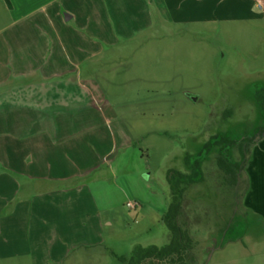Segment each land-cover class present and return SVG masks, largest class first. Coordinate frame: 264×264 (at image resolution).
<instances>
[{"label":"rangeland","instance_id":"374dc122","mask_svg":"<svg viewBox=\"0 0 264 264\" xmlns=\"http://www.w3.org/2000/svg\"><path fill=\"white\" fill-rule=\"evenodd\" d=\"M7 5L0 0V29L10 22ZM81 70L79 78L94 90L97 107L111 113L109 126L117 140L106 157L110 143L105 132L98 133L105 140L100 149L96 145L97 159L112 169L106 184L100 180L103 173L89 179L96 198L105 195L110 204L96 234L100 243L80 246L70 255H48L52 230L47 228L40 243L34 237L29 245L32 255L10 264H125L120 259L130 260L139 249L168 246L172 235L164 217L173 201L170 171L190 174L186 156L197 158L212 137L228 136L236 145L258 126L255 100L256 91L264 89V23L157 26ZM227 149L224 155L239 169L244 155L230 143ZM227 164L213 153L203 163V182L187 191L183 219L198 252L186 264L229 258L236 249L229 241L245 234L253 220L242 204L247 166L238 176L243 183L237 184ZM128 203L139 207L130 209ZM223 244L224 250L216 251ZM43 249L47 255H38Z\"/></svg>","mask_w":264,"mask_h":264},{"label":"crops","instance_id":"0c3cea01","mask_svg":"<svg viewBox=\"0 0 264 264\" xmlns=\"http://www.w3.org/2000/svg\"><path fill=\"white\" fill-rule=\"evenodd\" d=\"M5 1L10 22L0 29V263L10 264L32 255L29 245L34 237L40 243L47 228L53 235L48 255L100 243L96 234L110 204L105 195L96 198L89 179L103 173L106 184L112 169L97 159L95 148L105 140L98 133L110 143L106 157L117 140L111 113L97 107L80 69L157 26L262 25L264 12L257 0ZM17 164L24 166H12ZM246 180L242 204L253 220L229 241L233 255L214 264H264V140L251 149ZM43 250L38 255H47ZM223 250L224 244L216 251Z\"/></svg>","mask_w":264,"mask_h":264},{"label":"trees","instance_id":"16d2710c","mask_svg":"<svg viewBox=\"0 0 264 264\" xmlns=\"http://www.w3.org/2000/svg\"><path fill=\"white\" fill-rule=\"evenodd\" d=\"M256 92L257 97L255 100V106L258 113V126L255 128L253 136L249 138H241L236 142V145L229 142L228 136H214L207 144H205L204 152L197 155V158L193 159L191 155L186 156V163L190 169V174L182 172L174 173L173 171H170V175L172 174L170 177V187L173 201L164 217V221L172 235L170 244L162 249L156 247L139 249L130 260L121 258L120 260L122 262L125 264H165L166 262H170V264H186L190 255H197L198 246L195 242V238L191 235L190 230L187 228L186 222L183 219V201L189 188L194 184L203 182V163L205 160H208L213 153L218 154L221 162L222 160L227 161V166L230 167L228 169V174L237 179H235L236 183H243V180L238 176L242 172H245L244 169L247 166L248 156L251 153V149L258 142L264 140V89H258ZM229 143L230 145H233L234 151L237 150L240 152V156L244 155L245 157L244 162L239 169L232 165L233 160H231V158H226V155H224L228 152L227 146ZM220 146H223L222 149L219 148ZM245 182L246 192L247 180H245Z\"/></svg>","mask_w":264,"mask_h":264},{"label":"built area","instance_id":"2783aa9c","mask_svg":"<svg viewBox=\"0 0 264 264\" xmlns=\"http://www.w3.org/2000/svg\"><path fill=\"white\" fill-rule=\"evenodd\" d=\"M258 5L260 6V8L263 10L264 12V1L263 0H257ZM128 208L130 209H137L139 207V204L137 203H128Z\"/></svg>","mask_w":264,"mask_h":264}]
</instances>
